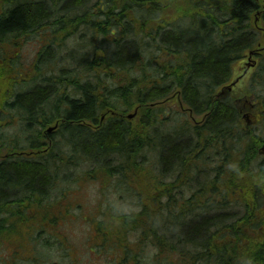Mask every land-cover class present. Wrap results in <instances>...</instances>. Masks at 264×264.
<instances>
[{
    "label": "trees",
    "instance_id": "1",
    "mask_svg": "<svg viewBox=\"0 0 264 264\" xmlns=\"http://www.w3.org/2000/svg\"><path fill=\"white\" fill-rule=\"evenodd\" d=\"M256 9V0H10L0 33H10L12 50L18 34L34 25L36 32L51 35V43L63 44L76 31L91 34L89 54H71L67 66L65 57H50L46 49L38 55L43 68L35 76L42 85L27 93L28 114H34L30 106L35 109L39 102L45 112L36 122L50 123L46 111L59 107L51 101L56 94L65 103L72 100L73 122L87 115L98 129L75 123L69 137L72 155L56 146L45 153L41 125L28 118L26 154L12 152L3 179L22 189V199L31 207L6 217L2 211L8 202L0 199V242H8L18 255L27 254L31 235L35 242L58 217L49 213L70 210L49 202L51 186L63 183L64 195L76 185L75 178L62 176L63 160L75 168L93 164L81 183L117 177L123 189L135 192L137 212L90 219L98 234L93 247L112 250L114 264H148V244L154 264H264V155L252 133L255 128L244 119L245 100L222 91L237 75L238 53L259 41L253 22L249 30L243 22ZM182 19L190 20L188 30L178 29ZM55 68L62 76L53 74ZM80 73L89 75L86 82ZM255 76L258 96L247 98V104L255 102L253 115L259 108L264 111V64ZM59 90L65 94L60 96ZM175 92L201 119L191 127L186 116L166 131L164 108L143 107L171 99ZM137 103L134 121L118 116L97 127L105 113ZM34 133L38 137L30 138ZM15 142L11 144L18 150ZM149 149L159 157V172L141 158ZM117 159L120 163L114 165ZM202 172L205 181L200 183ZM213 224L217 227L207 234ZM131 232L134 241L129 240Z\"/></svg>",
    "mask_w": 264,
    "mask_h": 264
},
{
    "label": "rangeland",
    "instance_id": "2",
    "mask_svg": "<svg viewBox=\"0 0 264 264\" xmlns=\"http://www.w3.org/2000/svg\"><path fill=\"white\" fill-rule=\"evenodd\" d=\"M4 1L5 3L2 4L3 1L0 0V19L3 18V14L6 13L8 9H10V0ZM226 9L228 10V8ZM170 13L173 12L170 11ZM177 21H179L178 29H184V31L188 30L186 28H189L190 20L182 19ZM35 26L36 25L27 28L29 29V31H26L19 36V38L24 42L20 52L21 60L19 62L24 63L25 69L31 70L35 68V56L38 54L39 50L41 49L42 51L44 47L46 48L45 52L47 54H50V57L54 55L56 58H64V54L67 49H74V47L81 45L82 42H84L85 47L91 46L89 40L83 41L82 38H71L68 40V42L66 41L64 45L62 44L63 47L61 48L57 41L55 43L49 42L48 39L52 38L51 35L40 31V35H35ZM16 48H19V46H17ZM77 55L83 58V55L80 52H77ZM53 71L56 72L53 73L54 75L62 76L58 68L53 69ZM62 73H64L63 76H66L68 74L67 71H64ZM79 75V78L85 82L89 76L88 74L84 73H80ZM95 75L96 74H94V78H96ZM235 77H237V75L234 74V78ZM256 81L257 80H253L252 84H250V91L246 90V92H249L250 97L252 99L258 96V89L256 88L255 90L253 87ZM223 90H226V88L223 87L222 91ZM69 92L72 93V90H69ZM62 94H65V91L59 90V95L61 96ZM172 95L173 97L171 99L167 98L163 101H158L159 103L150 106L147 105L143 108L148 107L149 109H154L163 107L164 111L162 113V117H165L164 130L166 129V131L168 129L170 130L171 128L173 130L174 127L179 125L182 120L186 118V116L188 118V121L190 122L191 127H194L199 124L198 121L201 118L197 117V115L192 113L191 110L183 104V102L179 98L180 95H178L177 92L173 93ZM122 106L123 105L120 106L121 108L119 107V111L113 109L112 111L105 113L102 117H100V121L97 122V126L103 124V119L104 121H107L108 119L115 116L122 117L124 115L128 117L129 115L137 116L139 114V103H137L134 107H127L126 105L123 107ZM59 107L56 106V108ZM30 108L35 110L33 105H31ZM163 118H161V120ZM254 118L255 121L252 119L250 121V126L254 125L255 131H253L252 133L255 135V139L258 142V146L260 147L261 145L259 149L260 153L264 155V111L262 108H259V110L256 111ZM78 119L79 122H73V124L78 123L82 125H87L91 129L96 128V123H94L93 119H91L90 116L81 115L78 117ZM19 133H22V130H19L15 127H10L6 130V134L14 138H17ZM24 133V138H26L28 136V130L25 129ZM44 135H40V140L42 141L41 150H44L42 152L46 153L47 151L45 150V148H48L52 143H50L49 140L45 139ZM36 137H38V135L35 133L33 135H30V138ZM249 142L245 141V144ZM59 149L62 152H65V154H68V156L72 155V150L69 149V146L67 145L65 140L59 142ZM10 150L13 151V149ZM153 151L154 149L146 150L143 153V157L141 158L145 160L148 165H152L156 172H159V170L157 171V169H160L159 167L161 166V163L159 162V157L155 155ZM77 160L78 156L76 157V161ZM65 162L67 161L62 160V162H60V168L63 169H61V174L62 176L67 174L69 177H72L73 179L75 178L76 185L70 188V191L68 189L66 194L64 195H62L61 193L66 189V186L61 187L63 183H60L56 187L51 186L52 191L50 189V192L51 194H53V196L49 199V202H53V204L56 206L60 204L59 207L61 206L62 208H70V210H68L66 213H62L60 212V210H53L52 213H49V215L53 217H58L54 218L52 222H49V226L47 227V229H42L43 234L41 236H38L35 240V242L37 243L34 242V238L36 237V235L32 234L30 237L31 241H27L28 243L26 242V245L27 247H29L32 243V246H34L33 250H36L37 257L41 259L42 264H114V252L112 250H107L105 248L107 246L93 247V245H95L98 241V234L95 233V230L93 231L91 229L90 219L92 216L95 217L97 220H101L103 218L108 219L114 216L117 217L119 213L130 214L137 212L139 210V202L136 199L135 192H132L130 190L127 192L125 189H123V186L120 185L122 182L118 181L119 178L117 177H112L111 181H107L106 183H101V181L93 180H88V182L84 181L83 183H81L83 175L91 171V167L93 164H79L80 166H78V168H75L74 165L68 167V164H66ZM118 163H120L118 159L117 161L113 162L114 165H118ZM166 174L169 175L170 178V174ZM204 174L205 173L202 172L201 175H199L202 179L200 183L205 181ZM114 187L117 188L118 191L115 192ZM197 201L199 202V200ZM29 207L31 206L26 203V210H29ZM214 227H217V224H213L211 229H207L206 233L210 234L212 232L211 230ZM135 238V235L131 232L129 235V240L134 241ZM7 246H10L8 242H5L0 245V260L7 258L6 254H8V249H3ZM146 249L148 250V252L145 253V257H147L146 262L148 264H154V258L152 255L153 248L149 247L148 244L146 246ZM25 254L26 252H24L23 255ZM28 260L29 259H22V262L19 263L29 264V262L31 261ZM142 261L144 262V260Z\"/></svg>",
    "mask_w": 264,
    "mask_h": 264
},
{
    "label": "flooded vegetation",
    "instance_id": "3",
    "mask_svg": "<svg viewBox=\"0 0 264 264\" xmlns=\"http://www.w3.org/2000/svg\"><path fill=\"white\" fill-rule=\"evenodd\" d=\"M256 1L257 9L253 12L251 17H246L250 14V12L246 13L244 15L243 22L246 30L250 29L251 21L253 22L255 31L259 33V41L254 48H247V50L239 52L238 54L240 56H237L238 60L234 66L235 72L240 75L236 77V83H238L237 86H239L241 82H244L240 90L241 92L237 94H243L242 98L245 100L243 105L245 113L243 116L246 120L251 117V120L253 119L254 121L255 115L253 114L255 111V102L247 104V98L250 95L249 92H246V90L250 91V84H252L253 80H256L255 74L258 70H260V66H263L264 64V0ZM231 8L233 9V7ZM4 31L0 33V120H2L0 122V127L3 129L0 131V199L1 201L5 200L8 202L2 211V215L10 217L12 213L13 216L25 213L26 203L22 199L23 195L20 194L24 191L22 189L9 187L8 183L5 181L6 179H3V173L6 167H9L11 164L10 162H7V160H10V156L13 155L12 152L25 156L26 143L23 141L27 138H24V130H27L26 122L28 118H31L34 122H36V120L40 121L41 115H43L45 111L42 112L41 104L36 102L34 114H28V108L24 105V102L27 100L28 78L25 67L22 66L21 62H19L21 48L23 47L24 42H19L17 44L20 49L15 48L14 50H11L10 33ZM255 84L257 85V83ZM232 95L234 97L236 96L233 90ZM236 100L237 102H240L242 99L239 98ZM71 101L72 100L69 99H67L66 103L63 101H56L55 104L60 107L56 108V106H52V110L46 111V114L51 119L50 123L42 126L41 122H36L41 125L40 129L42 131V135L45 133V139L52 143L50 146H56L59 148V142L65 140L69 149L71 150L73 148V145L69 143L71 131L75 126L73 124V120L69 116L72 114ZM29 111L33 110L29 109ZM123 117L128 119V117L124 115ZM10 127L18 128L19 130H22V133H19L17 138L10 137L6 134V130ZM52 127H55V130L52 133H49L48 131ZM251 127L253 128L254 125ZM64 136H66L67 139ZM10 138H13L18 142V150L15 149V145H12L16 142H11ZM10 149H13V151ZM14 196L20 197L22 201L20 202ZM12 206H18L17 210L15 208H11ZM1 244L3 243L0 242V245ZM33 248V246L29 248L25 257H21L24 253L18 255L16 250H13L9 246L8 248L5 247L3 248L4 250L8 249V254H6L7 258L1 259L0 264H20L19 262H22L21 260L23 258L29 259L28 261H31L29 264H42L41 259L37 257L36 250H33Z\"/></svg>",
    "mask_w": 264,
    "mask_h": 264
}]
</instances>
